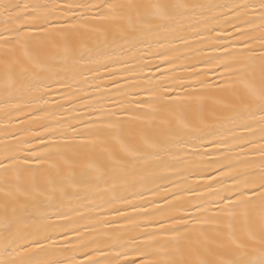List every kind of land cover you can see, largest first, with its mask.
Instances as JSON below:
<instances>
[{
	"label": "snow or ice",
	"instance_id": "obj_1",
	"mask_svg": "<svg viewBox=\"0 0 264 264\" xmlns=\"http://www.w3.org/2000/svg\"><path fill=\"white\" fill-rule=\"evenodd\" d=\"M0 264H264V0H0Z\"/></svg>",
	"mask_w": 264,
	"mask_h": 264
}]
</instances>
